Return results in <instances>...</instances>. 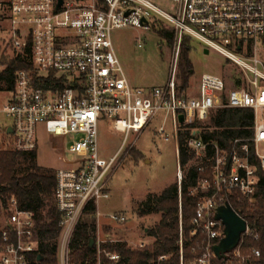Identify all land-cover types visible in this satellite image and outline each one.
Listing matches in <instances>:
<instances>
[{
	"label": "built area",
	"instance_id": "1",
	"mask_svg": "<svg viewBox=\"0 0 264 264\" xmlns=\"http://www.w3.org/2000/svg\"><path fill=\"white\" fill-rule=\"evenodd\" d=\"M57 4L58 0H0V22H7L11 47L16 57L24 58L29 46L33 67L32 71L16 73L12 91L0 92L6 98L0 102V135L11 138L17 152L30 153L37 150L38 135L43 130L62 138L64 150L74 156L67 165L62 160L64 165L55 171L53 198L60 215L55 264H74L73 234L79 224L95 221V236L89 247L96 250L97 264H101L102 254L111 264L120 262L118 254L104 253L107 244L117 242L101 239L100 232L110 223L124 225L128 217L101 216L97 206L109 199L108 184L121 159L158 116L162 119L158 134L164 141L170 139L167 123L172 131L179 190L183 179L178 143L181 135L186 136V147L194 155L190 165L202 175L194 190L201 198L189 231L190 238L201 237L192 249V253L200 254L192 260L184 258L179 198V264H213V248L224 238V226L215 219L216 210L228 204L227 196L234 193L250 201L255 196L259 177L252 159L264 171V0H170L166 10L153 0H62L58 8ZM162 21L171 26L174 39L167 82L148 90L135 88L115 54L111 33L125 27L150 30ZM185 37L197 40L205 50L239 68L243 75L238 80L240 87L229 86L218 75L203 74L193 88L179 93L177 63ZM50 75L53 81L47 82ZM221 109L252 110L253 136L235 140L228 148L206 139L203 124ZM102 119L123 135L120 147L109 158L101 157L98 149ZM90 205L97 216H84L89 214ZM4 212L0 264H43L34 214L19 210L13 198ZM245 222L239 245L226 254L224 264H249L251 257H260L256 249L250 255L242 253L243 239H258ZM145 246L148 244L142 242L131 249ZM168 259L161 256L156 263Z\"/></svg>",
	"mask_w": 264,
	"mask_h": 264
},
{
	"label": "trees",
	"instance_id": "2",
	"mask_svg": "<svg viewBox=\"0 0 264 264\" xmlns=\"http://www.w3.org/2000/svg\"><path fill=\"white\" fill-rule=\"evenodd\" d=\"M4 17L5 14L1 16V18ZM156 34L166 41L173 37L172 29L162 27L156 29ZM190 50V38L185 37L178 60V79L181 81L179 93L188 89L189 80L193 75V66L189 60ZM0 66L2 67L0 85L5 84V89L12 91L16 73L20 70L32 71L33 69L29 61V46L26 50V57L3 59L0 61ZM53 78V75H50L47 82L53 81ZM56 82L58 87L62 88L61 84ZM41 86H45L44 82L41 83ZM233 87H240V82L236 80ZM203 127L206 139L217 142L221 148H228L235 140H249L253 136V111L249 109L217 110L208 116ZM185 139L186 136L181 135L178 142L179 163L185 170L180 190L177 183L171 184L159 196H149L138 207L140 216L152 213L160 215L159 222L145 231L146 236L153 239V243L136 250L128 248L127 244L123 242L107 244L104 247V253L118 254L121 259L118 264H157L156 260L161 256H169V259L162 264H179V250L176 246L179 198L182 227L185 234L184 258L188 261L199 256L200 252L192 253V249L196 248V243L201 240V237L190 238L189 231L192 228L191 220L195 216L197 204L201 198L200 194L195 193L194 190L202 175L196 167L190 165L194 155L188 151ZM0 141L4 146L3 149H0V220L6 217V214L2 215V210L7 209L12 198L16 200L19 210L33 213L40 241L39 253L43 257V264H55L60 218L53 198L56 186L55 171L38 166L37 151L17 152L12 146L6 144L5 139ZM250 149H253L251 144ZM130 156L135 161L142 158L141 154L135 150ZM252 162L258 167L259 177L255 196L250 201L234 193L227 196L226 200L234 212L244 218L258 236L257 240L243 239L242 253L250 255L251 250L256 249L260 252V257H251L249 264H264V171L253 159ZM88 211L89 214H94L95 207L90 205ZM95 229L94 222H83L77 226L71 241V258L74 264H97L96 250L89 247V240L94 238ZM101 264H111L104 254H102ZM213 264H224V260L216 258Z\"/></svg>",
	"mask_w": 264,
	"mask_h": 264
},
{
	"label": "rangeland",
	"instance_id": "3",
	"mask_svg": "<svg viewBox=\"0 0 264 264\" xmlns=\"http://www.w3.org/2000/svg\"><path fill=\"white\" fill-rule=\"evenodd\" d=\"M2 1L7 2V0ZM169 2L170 0H153V3L162 10H166ZM165 24L163 21L156 23L150 30L134 27L117 28L111 33L115 54L126 78L135 88L148 90L161 87L167 82L174 39L172 37L171 40L166 41L156 34V29L161 27L171 29L169 24ZM7 26V22H0V61L17 56L7 36ZM139 43L142 45L141 48H138ZM190 48L189 60L193 66V75L189 80L188 89L193 88L203 74L218 75L229 86H233L236 80L243 78L239 68L220 55L213 51L205 54V47L197 40L190 39ZM1 68L0 66V70ZM177 70L179 76L178 63ZM179 83L181 84L180 79ZM0 86L2 87L0 92L6 90L5 84L2 83ZM5 99L0 94V102H4ZM262 115L264 117V111ZM161 124V116L151 121L140 134L132 150L121 159L119 168L112 174L108 184L109 199L101 200L97 209L101 216L122 214L127 216L128 220L124 225L110 223L102 227L101 239L107 238L112 242L121 241L126 243L128 248H134V245L142 242L148 246L153 243L147 238L145 231L159 222L160 215L152 213L140 216L138 207L149 196H159L167 186L178 183L177 156L170 124L165 125L166 134L170 136L169 141H164L158 134ZM1 139H5L6 144L13 147L11 138L0 135ZM38 140L39 146L36 150L38 166L56 171L64 165L62 160H65L66 165L73 161L74 156L66 152L67 150H64L62 146V138L48 135L40 130ZM122 140L123 135L111 129L106 120L102 119L99 122L98 149L101 157L109 158L116 153ZM3 147L0 143V149ZM261 147L264 148V144ZM134 150L140 153L142 158L135 161L130 156ZM182 174L184 178L185 170L183 169ZM96 213L84 216H97ZM3 214L5 212L2 210ZM86 220L91 221V218H85ZM104 222L102 220V224H105ZM95 224H97L96 221Z\"/></svg>",
	"mask_w": 264,
	"mask_h": 264
},
{
	"label": "water",
	"instance_id": "4",
	"mask_svg": "<svg viewBox=\"0 0 264 264\" xmlns=\"http://www.w3.org/2000/svg\"><path fill=\"white\" fill-rule=\"evenodd\" d=\"M61 4L62 0H58L57 8ZM204 53L208 54V50H204ZM179 120L182 121L183 117L180 116ZM215 219L221 221L224 226V238L218 245L214 246L213 252L217 259L225 260L226 254L236 249L239 245L241 236L246 230V222L228 204L216 210ZM92 244L93 240L91 239L89 246H92ZM38 260L42 261V257H39Z\"/></svg>",
	"mask_w": 264,
	"mask_h": 264
},
{
	"label": "crops",
	"instance_id": "5",
	"mask_svg": "<svg viewBox=\"0 0 264 264\" xmlns=\"http://www.w3.org/2000/svg\"><path fill=\"white\" fill-rule=\"evenodd\" d=\"M62 146H63V148H64V141L62 140ZM147 238H149L150 240H152L153 241V239L152 238H150V237H147Z\"/></svg>",
	"mask_w": 264,
	"mask_h": 264
}]
</instances>
